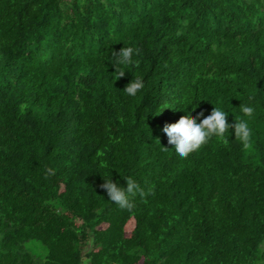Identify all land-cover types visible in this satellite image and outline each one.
<instances>
[{"label": "trees", "instance_id": "16d2710c", "mask_svg": "<svg viewBox=\"0 0 264 264\" xmlns=\"http://www.w3.org/2000/svg\"><path fill=\"white\" fill-rule=\"evenodd\" d=\"M188 100L255 105L254 150L229 129L178 158ZM0 264H264V0H0Z\"/></svg>", "mask_w": 264, "mask_h": 264}, {"label": "clouds", "instance_id": "9594fccd", "mask_svg": "<svg viewBox=\"0 0 264 264\" xmlns=\"http://www.w3.org/2000/svg\"><path fill=\"white\" fill-rule=\"evenodd\" d=\"M139 51V48L123 46L118 52L113 51L111 53L113 67L117 71L118 77L124 76L130 66L138 63L134 57L139 55ZM116 66L119 67L117 68ZM144 87L145 83L142 76L137 75L135 79H131L123 91L129 97H136ZM249 99L251 100V98ZM189 105H191V110H189ZM196 107L197 103L194 100H188L182 106L173 109L183 111L184 115L177 122L165 124L162 128L168 145L171 146L178 158H187L213 139L224 141L230 134L229 129H232V134L239 141L242 151L250 153L254 150L253 130L249 126V120L254 118L256 114L255 105L251 103L240 104L239 111L244 117L249 119L234 120V123L228 122L227 116L229 112L223 107L214 106L208 116H204L203 112H198L195 116H192V111ZM201 117L203 118L201 119ZM103 180L102 187L106 191L107 201L121 209H131L133 207V199L137 194H142L139 185L131 178L125 180L126 186H121L119 180L113 181L111 175Z\"/></svg>", "mask_w": 264, "mask_h": 264}]
</instances>
